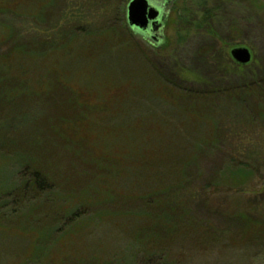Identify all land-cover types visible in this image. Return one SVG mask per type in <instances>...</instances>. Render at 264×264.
<instances>
[{"label": "rangeland", "instance_id": "rangeland-1", "mask_svg": "<svg viewBox=\"0 0 264 264\" xmlns=\"http://www.w3.org/2000/svg\"><path fill=\"white\" fill-rule=\"evenodd\" d=\"M129 1L0 0V264H264V0Z\"/></svg>", "mask_w": 264, "mask_h": 264}, {"label": "water", "instance_id": "water-1", "mask_svg": "<svg viewBox=\"0 0 264 264\" xmlns=\"http://www.w3.org/2000/svg\"><path fill=\"white\" fill-rule=\"evenodd\" d=\"M164 16L163 11L148 0H130L126 6L125 19L128 26L147 35L161 31ZM229 55L239 64H245L252 54L247 47L241 45L230 48Z\"/></svg>", "mask_w": 264, "mask_h": 264}, {"label": "trees", "instance_id": "trees-1", "mask_svg": "<svg viewBox=\"0 0 264 264\" xmlns=\"http://www.w3.org/2000/svg\"><path fill=\"white\" fill-rule=\"evenodd\" d=\"M206 11H207V10H206ZM203 14H204L203 17H205V13H203ZM188 16H189V15H188ZM189 17H190V16H189ZM192 23H193V22H192ZM194 23L197 24V21H196V22L194 21ZM194 23H193V24H194ZM10 32H11V31H10V29H9V34H10ZM38 174H39L38 171L34 172V175H35V176H38ZM145 262H146L147 264H151L152 260H150V259L147 258L146 261H144V263H145ZM142 264H143V263H142Z\"/></svg>", "mask_w": 264, "mask_h": 264}, {"label": "flooded vegetation", "instance_id": "flooded-vegetation-1", "mask_svg": "<svg viewBox=\"0 0 264 264\" xmlns=\"http://www.w3.org/2000/svg\"><path fill=\"white\" fill-rule=\"evenodd\" d=\"M159 8H160V10L162 11V6H160Z\"/></svg>", "mask_w": 264, "mask_h": 264}]
</instances>
